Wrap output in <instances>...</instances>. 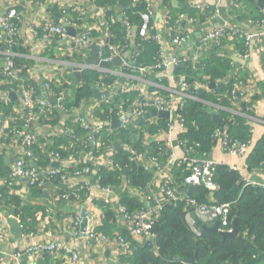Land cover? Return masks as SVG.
<instances>
[{
	"label": "built area",
	"instance_id": "built-area-1",
	"mask_svg": "<svg viewBox=\"0 0 264 264\" xmlns=\"http://www.w3.org/2000/svg\"><path fill=\"white\" fill-rule=\"evenodd\" d=\"M0 1V116L4 117L0 138L8 139L13 133L21 141L12 148L9 170L0 179V186L12 192L23 181L27 193H37L58 179L59 185L54 187L51 198L71 203L80 211L65 216L58 224L61 229L52 227V233L47 231L42 239L34 231H27L29 242L14 252L0 249V261L22 264L25 257L29 263H35L49 254L55 260L53 264H82L97 250L107 249L109 258L115 262L131 254L132 246L121 232L101 230L108 213L118 229L123 224L132 235L153 242L150 227L160 210L166 204L175 207L183 201L187 203L185 220L196 235L200 233L197 221L208 227L217 224L220 231H231L229 203H199L187 194V188L198 186L212 196L218 189L214 181L216 166L224 163L201 155L197 152L200 144L184 137L187 126L179 111L186 102L200 100L195 92L205 87L208 79L203 74L178 71L176 67L183 66L193 72V66L213 51V45L219 48L215 56L229 59L233 74L237 70L227 52L247 60L252 46L263 56L264 66V17L232 27L221 17L217 6L204 11L208 8L206 0H189L190 6L198 9L203 18L190 17L185 20L186 27L181 28L171 21L168 0H132L126 8L119 0L114 8L99 7L98 0ZM39 13H47L41 22L27 19L28 15ZM157 13L161 16L159 24L155 22ZM194 31L198 33L196 41L191 38ZM119 33L124 44L117 39ZM135 39L154 41L155 64H135L132 59L138 52L135 49L127 52L135 47ZM239 39L244 49L238 48ZM94 48L98 62H87ZM39 51L47 58L38 57ZM125 53H128L126 57ZM22 56L50 59L54 63L52 71L34 73L25 65L18 66L15 60ZM118 57L120 61L111 67L100 64ZM76 72L80 79L76 78ZM90 73H95L97 78L89 87L107 94L101 98H82L78 105L68 104L67 92L77 90ZM217 85L228 86V81L218 80ZM239 88L241 84L232 85L218 100L223 97L234 104ZM245 97L252 100L253 91H246ZM209 105L215 111L225 109L219 103ZM150 106L168 115L137 124ZM57 112L60 118L54 124L55 129L43 137L42 143H37L33 133L47 129ZM123 117L126 119L117 129L130 132L133 128L137 132L127 133L129 140L126 141H120L117 135L121 133H115L111 127L114 120ZM77 128L80 134L76 133ZM151 129L156 133H149ZM69 132L72 138L68 144L53 146L55 137ZM212 137L220 140L222 150L230 156L247 154L249 143L232 140L225 130L215 129ZM152 139L155 147L148 146ZM117 142L126 152L131 168L143 169L151 175L144 187L133 186L123 174L127 165L115 158ZM35 143L45 157H36ZM4 147L1 143V152ZM141 147L147 149L141 150ZM38 161L48 163L39 165ZM50 163L58 165L50 166ZM228 166L245 182L260 183L248 179L236 164ZM174 167L182 168L181 177L172 174ZM101 171L115 173L113 182L102 183L98 175ZM124 196L135 199L141 206L127 207ZM82 208L85 209L83 229ZM5 226L0 224V239L10 234ZM77 241L83 253L77 248Z\"/></svg>",
	"mask_w": 264,
	"mask_h": 264
},
{
	"label": "trees",
	"instance_id": "trees-1",
	"mask_svg": "<svg viewBox=\"0 0 264 264\" xmlns=\"http://www.w3.org/2000/svg\"><path fill=\"white\" fill-rule=\"evenodd\" d=\"M99 5H109L114 8L117 0H98ZM184 1V0H180ZM249 4L256 7L257 0H247ZM167 2V1H166ZM186 5L187 13L193 14L192 9ZM260 15L254 20H259ZM121 43H125L120 38ZM241 39L238 40V42ZM133 42H139L135 39ZM242 42V41H241ZM143 50L138 52L132 60L137 65L155 64L157 46L153 40L143 41ZM128 47L130 44L128 43ZM239 49H244L243 43ZM133 50V48H131ZM20 66L18 59L15 60ZM88 82L83 78V85L79 86L75 93H71L73 101L71 105H78L80 100L91 94L89 82H92L95 73L85 75ZM112 80L113 77H108ZM229 85H222L214 93L207 94L201 92L204 101H214ZM69 94V92H67ZM70 95V94H69ZM222 102H228L227 99L221 98ZM182 114L187 131L184 137L190 141L200 144L197 152L203 156H208L216 140L212 137L215 129H222L228 132L229 137L240 143H250L252 133L248 119L242 116L230 117L229 113L221 110L219 112L218 122L213 121L211 114L206 111L203 104L199 101H188L179 111ZM249 113V109L246 110ZM57 119L52 122H56ZM51 122V123H52ZM227 127V129L225 128ZM20 128V127H19ZM76 129V133H79ZM122 133H128L126 130H120ZM10 136L13 133L9 134ZM123 137L128 138L124 134ZM9 139V137H8ZM3 139V140H8ZM69 138L55 137L54 147L60 144H68ZM156 146V143L153 145ZM246 158L247 169L262 167L264 170V137H262L253 147ZM117 161L127 165L126 177L130 179L133 186L137 188L144 187L151 179V175L143 169L130 167V162L125 151H120L115 155ZM172 174L179 178L183 174L181 167H174ZM101 182L106 184L113 182L115 173H106L101 171L98 174ZM122 175V173L120 174ZM214 181L218 189L211 196L203 187L191 186L187 188V194L199 203H229L230 227L235 220L237 234L234 236L222 237L218 232L211 230H202L196 235L185 220V210L187 203L180 202L177 206L164 207L160 210L157 218L152 222L150 232L153 237L154 250L145 247L143 243L132 242V252L125 257L127 264H192L193 258L199 264H264V184H249L241 179L238 172L229 168L226 164L216 166ZM180 183V180H179ZM1 196L7 197L4 188L0 189ZM0 192V193H1ZM123 202L127 207L134 209L141 206V203L135 199L124 196ZM26 209L19 208V219H24ZM108 217L111 218V215ZM125 236V233L122 232ZM177 257V259H175Z\"/></svg>",
	"mask_w": 264,
	"mask_h": 264
},
{
	"label": "crops",
	"instance_id": "crops-1",
	"mask_svg": "<svg viewBox=\"0 0 264 264\" xmlns=\"http://www.w3.org/2000/svg\"><path fill=\"white\" fill-rule=\"evenodd\" d=\"M259 0L256 1V7H253V5L249 4L247 0H206V8L204 11H208V9L214 8V6H217L221 17L227 21L228 25L232 27H240L242 24H247L253 21L256 17L262 15L264 17V3L263 6H260L258 3ZM264 1V0H263ZM99 2V1H98ZM189 0H168L167 1V7L169 9V13L171 15V21L175 23L177 26L184 28L187 25L188 18H203V16L200 14L198 9H195L190 6ZM2 3V1H0ZM99 5V4H98ZM186 5L189 9H192L193 14H188ZM109 5L101 6L99 7H105L107 8ZM119 7H117L118 9ZM116 9V10H117ZM96 12V11H95ZM53 14V13H51ZM47 13H39L35 15H28V20H34L35 22H41L42 19H45ZM55 15V13H54ZM181 15H183L181 17ZM262 17V18H263ZM56 20V19H55ZM182 21H185V25H182ZM155 22L159 24L161 22V16L159 13L155 15ZM198 33L197 31H194L191 33V38L196 41ZM242 39L239 41V47L242 44ZM143 41L139 40V42L135 43V47H133V50L135 49L136 52L143 50ZM216 49H219L215 45L212 46L213 51L208 52L207 55L201 58L200 62L196 63L193 66V72H191V69H188L186 67L180 66L177 68L178 71H185L190 72L192 74H198V75H205L208 79V83L203 88H199L195 95L198 96L200 100L199 101L203 104V107L206 111H208L211 114L212 120L216 122L215 119H219V112L221 110L226 111L229 113L230 117L233 118L234 116H242L248 119V122L250 125H252V137H251V145L249 143V147L247 150V154L245 156H230L227 153H225L221 148L220 140L218 139L215 144L213 145L210 153L208 154L210 157H212L214 160H216L219 163H224L226 165L230 164H236L245 174V176L248 179L257 181V182H263L264 183V170L262 167H254L252 169H247L246 165V158L248 154L251 151V147H253L262 137H264V66H263V56L257 51L256 48L250 47L249 49V59L244 60L242 57L238 56L237 54H232L230 52H227L230 54V58L233 60V63L235 65V68L237 70L236 74L234 73V67L230 64L229 59L224 57H217L215 56ZM132 49H128L127 52H131ZM27 53V52H26ZM42 51H39L37 53L38 57H44L47 58V56H43ZM128 53H125L124 57H126ZM225 56H227L226 53H224ZM47 60H42L38 58H29L22 56L20 59H18V62L20 65H25L27 68H29L32 72H38V73H48L52 71V68L54 66L53 62ZM2 64V58L0 55V65ZM245 69V70H244ZM25 73V70L23 71ZM95 77L97 78V75L95 74ZM201 77H199L200 79ZM205 79V80H207ZM86 82H88L87 77H85ZM94 79L92 82L89 83H95ZM202 80V78H201ZM218 80H227L229 87L232 85L239 86L241 84L240 91L237 94V99L235 100V103L232 104L230 101L228 102H222L220 97V100H218L219 96L215 98L214 101H204L202 100L201 96L199 94L201 92H205L207 94L214 93L217 89H220V87L217 85ZM213 83V85H212ZM38 90V89H37ZM252 90L253 91V97L252 100L247 99L245 97L246 91ZM76 90L69 91V94L66 95V100L68 104H71L73 101V96L71 93H75ZM39 94H43L42 90H38ZM93 95V96H92ZM88 97H96L94 95L93 90L91 89V94ZM84 97V98H88ZM98 98V97H97ZM101 98V97H100ZM225 99V98H224ZM192 101V100H191ZM92 102V101H91ZM212 103H219L221 106H223L225 109H216L210 106L209 104ZM249 109V113H246V110ZM149 111V110H148ZM182 116V114H181ZM158 117H166V116H158ZM55 118L58 120L59 113L57 112ZM150 118H157V116H151ZM144 119L142 122H138L137 124H146L148 120L150 119ZM183 118V116H182ZM4 117L0 116V124L3 121ZM164 119V118H163ZM163 119H159L160 121L164 122ZM184 119V118H183ZM219 121V120H218ZM56 122H52L51 125L47 126V129L39 130L33 133L34 139L37 143H42L43 137L48 132H51L55 129ZM119 126V125H118ZM112 127V129L115 130V133H121V135H117L118 139L121 141L129 140V135L127 133H122V131L118 130L117 127ZM59 133V132H58ZM58 133H51V134H58ZM128 133H137L131 128V131ZM149 133H156L151 129ZM60 134V133H59ZM63 134V133H61ZM80 134V133H77ZM128 135V138L123 137V135ZM65 135V137L71 139L72 133H64L61 135L62 137ZM185 135V134H184ZM1 137V136H0ZM11 141V143L7 142ZM20 138H18L15 135H12L9 137L8 140H2L0 138V146L1 143H4L5 150L2 152L0 151V179L5 177L8 173L11 157H12V148L15 145V143H19ZM119 144V142H117ZM155 140L152 139L149 141L148 146L154 147ZM34 153L36 157H45L42 152H40V149L37 147V144L35 143L34 146ZM147 147L143 148L141 147V150H145ZM122 149L116 147L115 145V152H120ZM48 161H38L37 164L39 165H46ZM57 163H50V166H57ZM124 175H126V171L123 172ZM59 185V180L55 179L52 183V185L47 186L43 191H39L37 193H31L26 191V188L24 187V182L21 181V186L18 189L12 190V192L7 191L5 187H1L0 189L4 188V192L7 193V197H2L0 193V224L4 223L9 231L10 234L7 236V238L0 239V249L6 250L8 252H14L18 249L25 246L29 240L26 238L27 231H34L41 239L43 236L46 235L47 231L52 233L53 229L60 230L61 227L58 224H61L62 219L65 216L68 215H76V213L80 212L77 208V206L72 205L71 203H65L61 201H55L53 200L52 193L54 187ZM26 209V213H24V219H19V213H16V211H19V208ZM15 211V212H14ZM111 215L110 213L106 216V221L101 226V230L110 233L113 231H119L125 233V237L127 240L134 242V243H143L145 242V238L142 240L135 235H132L130 231L124 227L122 222L121 227L118 229L116 225V221L114 218L108 217ZM14 218L21 230V235L17 236L13 230V228L9 224V219ZM22 226V228H21ZM53 227V229H51ZM77 248L83 253L81 243L80 241H77ZM132 245V244H131ZM111 254L107 249L105 250H97L92 256H89L85 258L82 261V264H119L124 263L127 264L125 260V257H121L118 260L112 261L109 257ZM112 256L115 259L114 254ZM5 261H0V264H5ZM55 260L51 258L49 254H46L43 258L38 259L35 263H29L27 259L24 257L22 260V264H53ZM68 264V263H65Z\"/></svg>",
	"mask_w": 264,
	"mask_h": 264
},
{
	"label": "water",
	"instance_id": "water-1",
	"mask_svg": "<svg viewBox=\"0 0 264 264\" xmlns=\"http://www.w3.org/2000/svg\"><path fill=\"white\" fill-rule=\"evenodd\" d=\"M131 2H132V0H119V4H120L122 7H124V8L129 7V6L131 5ZM258 3H259L260 6H263L264 1H263V0H259ZM184 22H185V21H182V25H183V26L185 25ZM69 31H70V33H73V30H72V29H69ZM95 54H96V49L94 48L93 51H92V56L89 57L86 61H87V62H90V63H97L98 60L94 57ZM119 61H120V58L118 57V58H114L111 62H108V63H107V62H101L100 64L103 65V66L111 67L112 65L117 64ZM177 68H178V67H176V69H177ZM75 76H76L77 79H80V74H79L78 72L75 73ZM212 85H213V83H212ZM93 92H94V95H95L96 97H98V98L103 97L104 95L107 94V93H100L98 90H94ZM10 96L13 97V94H10ZM167 115H168V114H167L166 112H163V111H157L153 106H150L149 111H148L147 113H145V114L143 115V117L139 118V119H138V122H142L144 119H148V118H150L151 116H162V117H163V116H167ZM125 119H126V118L123 117L122 119L114 120V121L112 122L111 126H112V127H116V126L120 125L122 122H124ZM215 120L218 122L217 119H215ZM116 147L119 148V144H118V143H116ZM56 165H58V164H56ZM165 207H170V204H166ZM84 214H85V209L82 208V210H81V216L83 217V218H82V224H81V228H82V229H83L84 226H85V218H84ZM8 222H9L10 226L13 228L15 234H16L17 236H20V235H21V230H20V228H19V225H18L17 221H16L14 218H10ZM196 227H198V229H199L200 231H202V230L216 231V232H218L222 237L234 236V235L237 234V229H236V227H235V220H234L233 223H232V229H231V231H220V230L218 229V225H217V224H215L214 226L208 227V226L202 224L200 221H197V222H196ZM143 245H144L145 247H148V248H151V249L154 250L153 242L151 241V239H147V240L144 242ZM175 259H177V257H175ZM190 262H191L192 264H199V263L196 261L195 258H193L192 260H190Z\"/></svg>",
	"mask_w": 264,
	"mask_h": 264
}]
</instances>
